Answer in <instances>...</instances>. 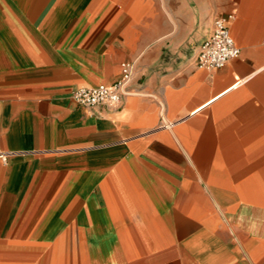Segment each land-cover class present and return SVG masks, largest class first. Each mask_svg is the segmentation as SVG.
Returning a JSON list of instances; mask_svg holds the SVG:
<instances>
[{"label": "crops", "instance_id": "1", "mask_svg": "<svg viewBox=\"0 0 264 264\" xmlns=\"http://www.w3.org/2000/svg\"><path fill=\"white\" fill-rule=\"evenodd\" d=\"M0 264H264V0H0Z\"/></svg>", "mask_w": 264, "mask_h": 264}, {"label": "built area", "instance_id": "2", "mask_svg": "<svg viewBox=\"0 0 264 264\" xmlns=\"http://www.w3.org/2000/svg\"><path fill=\"white\" fill-rule=\"evenodd\" d=\"M236 17L233 10L225 17L216 19L211 36L199 47L195 58L196 65L209 70L224 69L230 61L240 57L241 50L237 47L230 32V23ZM136 65L124 62L121 64L119 79L109 85L78 88L73 91L72 99L86 109L107 107L118 109L124 100L134 94L132 84L135 78Z\"/></svg>", "mask_w": 264, "mask_h": 264}]
</instances>
